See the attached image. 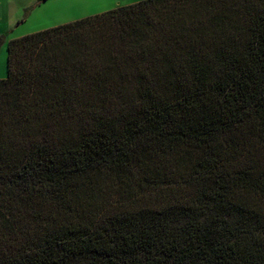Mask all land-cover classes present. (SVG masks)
<instances>
[{"label":"trees","instance_id":"obj_1","mask_svg":"<svg viewBox=\"0 0 264 264\" xmlns=\"http://www.w3.org/2000/svg\"><path fill=\"white\" fill-rule=\"evenodd\" d=\"M7 50L0 264H264V0H138Z\"/></svg>","mask_w":264,"mask_h":264},{"label":"rangeland","instance_id":"obj_2","mask_svg":"<svg viewBox=\"0 0 264 264\" xmlns=\"http://www.w3.org/2000/svg\"><path fill=\"white\" fill-rule=\"evenodd\" d=\"M138 0H0V78L7 76L9 40Z\"/></svg>","mask_w":264,"mask_h":264},{"label":"crops","instance_id":"obj_3","mask_svg":"<svg viewBox=\"0 0 264 264\" xmlns=\"http://www.w3.org/2000/svg\"><path fill=\"white\" fill-rule=\"evenodd\" d=\"M2 75L0 74V77H1Z\"/></svg>","mask_w":264,"mask_h":264}]
</instances>
